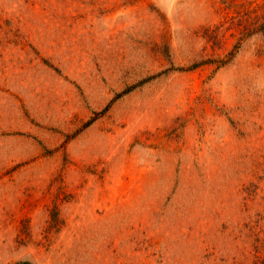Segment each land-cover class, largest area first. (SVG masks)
<instances>
[{"label":"rangeland","instance_id":"obj_1","mask_svg":"<svg viewBox=\"0 0 264 264\" xmlns=\"http://www.w3.org/2000/svg\"><path fill=\"white\" fill-rule=\"evenodd\" d=\"M0 264H264V0H0Z\"/></svg>","mask_w":264,"mask_h":264}]
</instances>
